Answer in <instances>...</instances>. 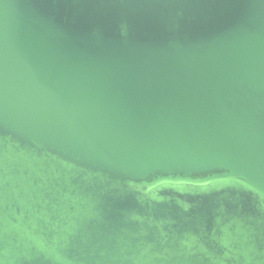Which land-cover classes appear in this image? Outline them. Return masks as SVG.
I'll use <instances>...</instances> for the list:
<instances>
[{"label":"water","instance_id":"1","mask_svg":"<svg viewBox=\"0 0 264 264\" xmlns=\"http://www.w3.org/2000/svg\"><path fill=\"white\" fill-rule=\"evenodd\" d=\"M0 264H264V0H0Z\"/></svg>","mask_w":264,"mask_h":264}]
</instances>
